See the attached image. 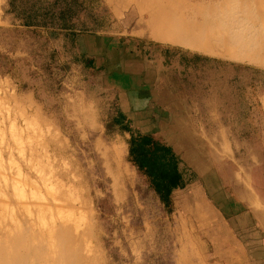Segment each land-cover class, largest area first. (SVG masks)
<instances>
[{
    "label": "rangeland",
    "instance_id": "obj_1",
    "mask_svg": "<svg viewBox=\"0 0 264 264\" xmlns=\"http://www.w3.org/2000/svg\"><path fill=\"white\" fill-rule=\"evenodd\" d=\"M34 5L41 21L48 11L69 12L44 18L48 27L27 28L17 13ZM200 16L258 34L248 52L254 66L212 57L235 67L230 85H245L234 96L240 106L233 104L225 118L232 141L238 133L245 141L256 134L255 108L264 99V0H0L4 264H264V226L257 221H264V151L257 159L249 145L233 144L239 151L219 155L225 160L210 154L216 172L210 181L226 194L218 205L202 187L179 189L169 199L151 167L135 162L130 135L112 122L128 104L140 109L137 126L169 119L152 116L158 107L145 108L155 101L129 83L127 64L188 51L165 43L166 20L185 35L208 30L197 23ZM157 76L165 83L175 77L166 70ZM166 139L174 146L175 138ZM150 141L138 143L159 162L160 141ZM177 154L193 166L195 157ZM220 210L234 220L225 224Z\"/></svg>",
    "mask_w": 264,
    "mask_h": 264
},
{
    "label": "crops",
    "instance_id": "obj_2",
    "mask_svg": "<svg viewBox=\"0 0 264 264\" xmlns=\"http://www.w3.org/2000/svg\"><path fill=\"white\" fill-rule=\"evenodd\" d=\"M168 52L171 55L169 57L159 54L155 55V58L147 59L146 66L140 62L129 63L127 70L129 83L135 89L149 90L154 104L161 109L165 117L169 116L167 120H160V129L164 137L175 138L176 152L195 157L193 166H196L204 161V154L209 149L211 154L217 155L216 160L219 162L221 159L225 160V157L221 158L219 155L239 151L232 149L233 144L241 148L249 145L248 153L255 154L257 159H263L264 99H259L261 107L255 108L253 129L256 134L243 141L238 133L235 141H232L228 133L230 127L227 126L225 118L230 117V107L233 104L238 103L240 106L234 96L243 89L242 86L245 87L230 85L228 79L236 73L235 67H223V61L189 50L170 49ZM163 70L175 76L168 83L157 76ZM244 125L246 124L242 126ZM257 142L260 149L256 145ZM240 193L243 196L241 191ZM257 221L264 226V221L262 223L258 218Z\"/></svg>",
    "mask_w": 264,
    "mask_h": 264
},
{
    "label": "trees",
    "instance_id": "obj_3",
    "mask_svg": "<svg viewBox=\"0 0 264 264\" xmlns=\"http://www.w3.org/2000/svg\"><path fill=\"white\" fill-rule=\"evenodd\" d=\"M59 1V0H56ZM69 12L68 7L62 8L58 13H53V11L49 12L47 15L42 16L41 21L39 19V9L36 8V6H31L26 9V11H23L22 13H17V17L22 21V25L27 28H39V27H48L49 24L44 18L54 19L58 17L65 18ZM63 28H68L67 24L62 25ZM115 45L110 46V49H115ZM145 108L148 106H155V108L158 107L150 101H145ZM159 108V107H158ZM140 109H138V106L130 107L128 104L127 109L120 110L117 115L112 119V122L114 124V127L119 130L120 133H125L130 135V141H129V152L131 155H134V160L136 163H140L141 166H149L151 167V171H149L156 180V187L160 194H163L166 198H171V195L174 191H177L179 189L186 188L187 190L190 189L191 192L194 191V189H197L198 187H202L207 199L213 203L214 205H218L222 199H226L225 191L222 189L214 188L212 186L213 182L210 180L213 179L214 175L216 174L215 170L209 166L210 164V149L204 154V161L194 166H187L180 157L178 156L176 150L174 149L173 144L166 139L162 135V131L160 129V120L159 124H151L148 127H141L136 125V113L140 112ZM146 110V109H145ZM151 110V109H150ZM160 114L164 117V115L161 113V109L154 111L152 116H155L156 113ZM154 138L159 139L160 149H162L161 153L163 154L161 158H159V162L157 161L156 152H152V150H147L146 148H142V145L138 142H151L150 140H153ZM205 142V141H204ZM150 158V159H149ZM176 170V175L173 174L171 177L169 174H164L165 171L169 169ZM174 170V171H175ZM204 176V177H203ZM205 178L208 183L201 179ZM191 194V193H190ZM190 197V196H189ZM186 200L189 202L188 197L186 196ZM220 215L222 219H224V223L228 224L231 223L232 220H234V214H230L227 212H222L220 210ZM222 222L221 224L224 225ZM246 233H250V229H247L245 231ZM264 247V242L261 243ZM246 246L245 248H247Z\"/></svg>",
    "mask_w": 264,
    "mask_h": 264
},
{
    "label": "bare ground",
    "instance_id": "obj_4",
    "mask_svg": "<svg viewBox=\"0 0 264 264\" xmlns=\"http://www.w3.org/2000/svg\"><path fill=\"white\" fill-rule=\"evenodd\" d=\"M163 12L167 13V10L165 9ZM166 21V32L171 33V37H169L165 43L171 46L221 59H228L251 65L255 63L248 55V52H252L259 42L258 34L255 31L249 32L234 24L230 25L228 23V25H224L218 19L200 16L197 19V23L203 22L204 25H207L208 30L205 32H201L200 30V33L192 34L186 32L185 35H183L179 33L177 25L175 24L176 22L173 19L169 18ZM9 248L12 247L9 246ZM14 251L10 249V258H13ZM4 263L5 261H3V258L0 256V264Z\"/></svg>",
    "mask_w": 264,
    "mask_h": 264
}]
</instances>
